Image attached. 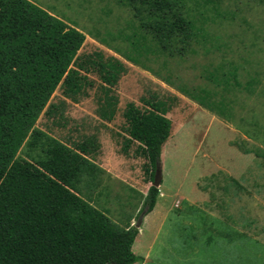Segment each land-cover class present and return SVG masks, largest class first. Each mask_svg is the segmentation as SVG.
Returning a JSON list of instances; mask_svg holds the SVG:
<instances>
[{
	"label": "rangeland",
	"instance_id": "1",
	"mask_svg": "<svg viewBox=\"0 0 264 264\" xmlns=\"http://www.w3.org/2000/svg\"><path fill=\"white\" fill-rule=\"evenodd\" d=\"M30 1L85 35L79 53L102 51L126 66L111 122L98 115L92 76L88 97L34 126L68 147L96 136L95 174L78 193L119 228L134 226L152 186L149 159L134 147L120 152L123 111L152 96L171 105L162 182L133 243L136 264H264V159L253 152L264 155V0L188 2L195 29L182 42L163 34L164 47L129 0ZM17 156L36 162L44 152L24 144Z\"/></svg>",
	"mask_w": 264,
	"mask_h": 264
},
{
	"label": "trees",
	"instance_id": "2",
	"mask_svg": "<svg viewBox=\"0 0 264 264\" xmlns=\"http://www.w3.org/2000/svg\"><path fill=\"white\" fill-rule=\"evenodd\" d=\"M188 2L207 5L206 0L128 1L142 26L148 24L160 42L165 34L173 43L195 29ZM84 41L80 30L30 0H0V264L139 261L132 250L138 229L119 228L78 193L83 177L95 174L90 159L99 149L96 136H83L68 147L34 129L41 114L61 120L67 101L88 97L96 84L92 76L100 83V119H114L118 99L113 89L126 66L102 51L79 53ZM57 89L62 99L53 103ZM141 102V107L128 103L123 111L120 152L128 155L134 147L135 156L147 157L153 181L155 163L172 132L171 105L157 96ZM24 144L31 150L42 147L44 158H19ZM157 196L158 188L151 186L148 213Z\"/></svg>",
	"mask_w": 264,
	"mask_h": 264
},
{
	"label": "water",
	"instance_id": "3",
	"mask_svg": "<svg viewBox=\"0 0 264 264\" xmlns=\"http://www.w3.org/2000/svg\"><path fill=\"white\" fill-rule=\"evenodd\" d=\"M161 182H162V163L161 161H157L155 163V171L153 175L152 186L158 188L161 185ZM148 208L149 206L146 205L144 209L139 213L136 222L134 224V228L138 230L141 229L144 222V218L148 214Z\"/></svg>",
	"mask_w": 264,
	"mask_h": 264
},
{
	"label": "crops",
	"instance_id": "4",
	"mask_svg": "<svg viewBox=\"0 0 264 264\" xmlns=\"http://www.w3.org/2000/svg\"><path fill=\"white\" fill-rule=\"evenodd\" d=\"M144 223V222H143ZM143 226V225H142ZM133 247V246H132ZM136 255V254H135ZM136 256H138V255H136ZM138 258L140 259V257L138 256ZM136 264V263H135Z\"/></svg>",
	"mask_w": 264,
	"mask_h": 264
}]
</instances>
